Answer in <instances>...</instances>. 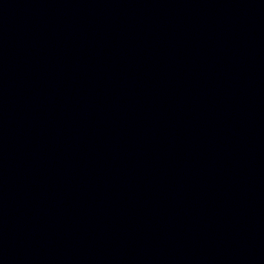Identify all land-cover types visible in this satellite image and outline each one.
<instances>
[{
	"label": "water",
	"instance_id": "obj_1",
	"mask_svg": "<svg viewBox=\"0 0 264 264\" xmlns=\"http://www.w3.org/2000/svg\"><path fill=\"white\" fill-rule=\"evenodd\" d=\"M0 264H264V0H0Z\"/></svg>",
	"mask_w": 264,
	"mask_h": 264
}]
</instances>
